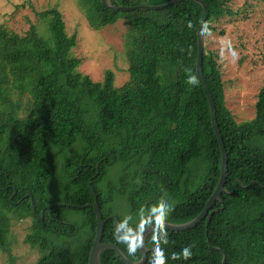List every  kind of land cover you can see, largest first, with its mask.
<instances>
[{
	"label": "trees",
	"instance_id": "trees-1",
	"mask_svg": "<svg viewBox=\"0 0 264 264\" xmlns=\"http://www.w3.org/2000/svg\"><path fill=\"white\" fill-rule=\"evenodd\" d=\"M114 6L172 0H108ZM205 35L232 16L227 0H202ZM100 30L125 20L130 79L115 86L108 71L95 82L71 56L57 9L39 13L45 25L21 36L0 25V252L11 256L14 221L31 220L25 243L41 252L35 264H89L97 217L84 206L96 197L106 220L102 243L142 259L130 234L150 223L187 224L205 209L222 173L211 108L197 73L203 6L185 0L163 10L118 11L104 0H79ZM203 76L216 104L229 156L228 178L215 212L186 232L156 231L145 239L146 264H264V84L251 121L238 123L226 104L223 75L204 50ZM194 77L195 82L190 83ZM92 183V187H90ZM94 189V192L92 191ZM190 248L191 258L182 252ZM101 264H125L104 250Z\"/></svg>",
	"mask_w": 264,
	"mask_h": 264
},
{
	"label": "rangeland",
	"instance_id": "rangeland-1",
	"mask_svg": "<svg viewBox=\"0 0 264 264\" xmlns=\"http://www.w3.org/2000/svg\"><path fill=\"white\" fill-rule=\"evenodd\" d=\"M232 16L213 24L216 32L205 35V49L213 52L225 83L226 104L238 123L255 118V105L264 84V0H227ZM57 9L69 36H77L71 56L82 61L79 71L95 82H103L108 71L115 86L130 79L125 39L129 25L120 20L94 30L79 0H0V25L26 35L32 25H45L39 13ZM31 220L14 221L9 244L11 256L0 252V264H35L41 252L25 243Z\"/></svg>",
	"mask_w": 264,
	"mask_h": 264
},
{
	"label": "water",
	"instance_id": "water-1",
	"mask_svg": "<svg viewBox=\"0 0 264 264\" xmlns=\"http://www.w3.org/2000/svg\"><path fill=\"white\" fill-rule=\"evenodd\" d=\"M107 5L110 7L118 10V11H125V12H132L135 10H149V11H157V10H163L166 9L167 7H170L172 5L178 4L182 1L185 0H172L166 4L162 5H139L135 7H125V6H114L111 4L108 0H104ZM200 3L204 10H205V17L199 27L198 31V45H199V55H198V62H197V73L198 76L203 84L204 90L206 92V95L208 97L209 103H210V108H211V116H212V126L214 128V131L216 133V136L218 138V142L221 148L222 152V173H221V178L220 182L217 186V189L209 199L205 209L202 211V213L193 221L187 223V224H182V225H177V224H172L168 222H155V223H150L141 230H136V229H131V228H122L118 224V218L115 217V228H116V233L117 237H119V233L124 232L130 234L133 238H135L138 242L139 249L142 253V259L139 262H133L130 259H128L124 253L118 248L117 244H106L102 243V236L104 232V227L106 224V220H104L102 213H101V207L98 203V199L96 197V201L94 203H89L84 206H78V205H70V204H59L56 203L52 207L55 206H61V207H67V208H72V209H77V210H84L87 208H91L95 211L96 217H97V227H96V238L94 245L91 249L90 252V258H89V264H101L100 257L101 254L104 250L107 249H112L117 252V254L120 256L122 261L125 264H146L148 260V252L149 250L145 246V239L152 234L153 232L156 231H170V232H186L189 231L195 227H197L200 223H202L208 216V222L211 218V216L215 213L218 212L214 211L211 213V210L214 208V206L221 202V196L225 192V185L227 182L228 178V164H229V156L228 152L224 143V139L222 137L218 121H217V111H216V104L213 99V96L210 92V89L208 88L204 76H203V55H204V50H205V28H206V23L209 19V10L207 8V5L204 1L202 0H191ZM90 187H92V183H90ZM92 191L94 192V189L92 188ZM223 253V263L222 264H227V254L225 251L218 249Z\"/></svg>",
	"mask_w": 264,
	"mask_h": 264
},
{
	"label": "clouds",
	"instance_id": "clouds-1",
	"mask_svg": "<svg viewBox=\"0 0 264 264\" xmlns=\"http://www.w3.org/2000/svg\"><path fill=\"white\" fill-rule=\"evenodd\" d=\"M190 83H194L195 82V78L192 77L189 81ZM182 255L184 257V259H190L191 258V250L190 248H185L182 252ZM155 264H163V256L162 254L158 253Z\"/></svg>",
	"mask_w": 264,
	"mask_h": 264
}]
</instances>
